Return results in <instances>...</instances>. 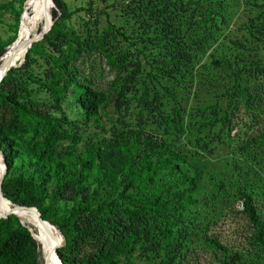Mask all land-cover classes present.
Masks as SVG:
<instances>
[{
    "label": "trees",
    "instance_id": "1",
    "mask_svg": "<svg viewBox=\"0 0 264 264\" xmlns=\"http://www.w3.org/2000/svg\"><path fill=\"white\" fill-rule=\"evenodd\" d=\"M53 2L56 8H52L53 24L50 4L47 10L50 29L41 40L31 44L24 61L11 67L0 81V153L6 164L1 184L4 198L24 208L36 206L42 219L58 227L64 244L56 253L62 264H122L118 255L122 252L124 259L133 257L142 232L141 223L148 224L154 237L139 243L145 245L143 243L149 241L143 247L146 253L153 254L149 261L180 264L183 256L177 254L176 249L167 248V243L177 240L178 235L180 241L189 235L177 223L182 221L184 214H196L195 193L201 189V181L213 180L217 194L211 195L219 197L224 191V182L229 180L230 185L238 188L242 201L240 212L249 230L246 244L264 257V210L254 201L251 185H242L244 174H238L237 166L232 164L231 169L216 167L210 152L214 147L210 141L231 133L241 109L247 117L251 115L253 124L262 126L263 132L259 137H252L251 142L257 145V141L264 138V0L121 2L119 8L130 21L129 28L133 32L129 37L127 29H116L126 49L121 46L120 53L115 54L105 36L94 39L92 45L105 54L112 68L117 69L107 89L93 88L86 77L83 83L79 81L76 68L70 64L88 41H82L73 30L66 29L65 21L71 16L66 2ZM234 3L244 7L246 19L240 21L242 38L230 39L228 49L237 52L234 57L239 61L245 52L252 49L255 54L254 50L259 47L263 50L262 56L240 72L235 69L237 64L223 58L225 64L236 70L232 84L225 86L219 96L225 99V105L219 106L215 101L213 105L197 107L198 114L190 118L193 112L182 105L174 86L181 85L186 93L192 87L196 93L202 88L200 78L204 64L200 66V60L224 34V27L234 15L230 11ZM31 7L29 3L27 11ZM21 13L16 12V20ZM45 20L46 13L43 25ZM42 30L38 26L36 33ZM33 36L34 32L30 31L29 37ZM14 39L10 38L9 42ZM76 40L74 48L71 41ZM60 43L68 47L62 49ZM139 43L141 46L136 47ZM221 45L217 44L215 49ZM131 47L136 53L134 60L129 59ZM9 49H14V42ZM8 50L0 46V66L8 58ZM147 50L151 53L150 61L146 62L148 67L140 62L149 56ZM153 51L156 53L152 54ZM34 55L47 64L52 61L51 65L59 70L50 72L49 80L40 82L51 93L56 105L64 97L62 92L72 87L80 109L79 118L67 122L66 116L59 120L49 111L32 108L31 91L25 81H33L27 69ZM209 56L213 64L222 57L212 52ZM243 75L254 81L251 88L244 84L246 81L241 83ZM16 77L17 88H8L7 83ZM22 78L24 82L20 81ZM109 102L118 116L129 112V120L135 119L140 127L149 126L151 132L126 130L124 136L114 130L101 128L99 131V108ZM166 110L169 112L165 113ZM195 118L200 124L196 136L190 135L192 125L188 123ZM76 122L84 125L88 133ZM61 124L64 128H60ZM91 126L94 129L88 130ZM209 133L210 141L206 139ZM175 134L177 139L173 138ZM37 136L40 139H35ZM184 137L187 139L182 140ZM61 138L70 141L58 148L55 144ZM251 146L246 145L244 150ZM91 184L95 185L92 196L77 199ZM66 186L73 188V204L61 221H57L55 211L51 210L57 206ZM49 189L52 195L48 194ZM193 219L192 216L191 223ZM21 220L29 225L21 223L14 214L0 218V264H39L37 227L32 220ZM207 243L222 254L218 264H234L226 246L215 238H207ZM84 249L87 251L84 256L76 261L69 260ZM42 264H46L44 259Z\"/></svg>",
    "mask_w": 264,
    "mask_h": 264
},
{
    "label": "rangeland",
    "instance_id": "2",
    "mask_svg": "<svg viewBox=\"0 0 264 264\" xmlns=\"http://www.w3.org/2000/svg\"><path fill=\"white\" fill-rule=\"evenodd\" d=\"M26 1L28 0H0V46L4 45V50L6 51L9 49L12 42H14L15 45L24 17L31 12V10L27 11V8H25V6L27 7ZM64 1L66 2L68 9L71 11L70 18L65 21L66 29L73 30L76 35L82 38V41H88V43H83L85 48L79 50L76 57L73 56L74 59H72L70 65L76 68V72L78 73L77 76H79V81L81 83L84 82L82 79L86 77L90 81L93 88L107 89L108 84L115 77L117 69L112 68L107 62L105 54L92 45L94 39H99L102 36H105L107 37V43L111 46L115 54L120 53L119 48L121 46L124 50L126 49V43L123 44L122 37L118 35L119 33H116V29H127L126 34L129 37H132L133 32L129 28L130 21L127 20L125 15H123L124 11L119 8L121 2L123 3L127 0ZM24 9H26V11H24ZM53 9L56 8L53 7ZM230 11L234 15L233 17H230L231 20L228 26L224 27V34L219 36V39L211 45L209 50L204 53L203 58L200 60V66L201 64H204V67L202 66L204 73L200 78L203 83L202 88L199 90L197 89L196 93L195 87H192L190 92L188 93L187 90L186 93L181 85L174 86L175 94L181 100L182 105L186 108V110L193 112V115L190 118H193L195 114H198L196 109L197 107L213 105L215 101L219 106H224L226 101L225 99H220L219 96L225 86L232 84V75H235L236 70L239 72L243 69L247 70L250 62L262 56L263 50L259 47L258 50H254L256 55L251 49L248 52H245V54L240 57L242 60L239 61L234 57L237 52L228 49V46L231 44L230 39H235L236 37L242 38V30H239L240 21L246 19L243 6L234 3ZM16 12L21 13L19 14L18 20H16ZM45 22L46 20L44 21V25H40L42 29L45 28ZM109 26L113 27L111 31L108 30ZM106 31H108L109 34ZM33 32L36 33V30H33ZM12 37L15 38L14 41L9 42ZM71 42L72 47L75 48L77 46V40ZM217 44H222L218 47L219 49H215ZM115 46H117L116 49H113ZM138 46H141V43L137 44L136 47ZM67 47V44L60 43V48L65 49ZM133 47H131V51L128 48L129 52H131L129 54L130 60L135 59L133 54L136 53L134 52ZM148 52L149 51L147 50L146 53L149 56H147L145 60L140 59L141 64H143L142 66L148 67L146 62L148 60L150 61L151 54ZM211 52L214 53V55H222L216 64L212 63V58L209 56ZM155 53V51L152 52V54ZM33 58L34 61L30 63V66H28L27 69V71L32 74L33 81L28 79L25 81L26 87L31 91L29 98L33 104L32 108L39 109L41 111H49L51 116H55V118L59 120L63 116H66L67 122L73 121L75 118H79L77 117V114L80 112V109L75 103L72 87H68L67 90L62 92L64 97L60 101L59 105H56L51 93H49V91L46 90L42 84H40V82L49 80L47 76L50 72L59 71L56 66L51 65L53 64L52 61L47 64L42 58L36 55H34ZM223 58H229L233 65L237 64V66H235L236 70H234V67L225 64L223 62ZM24 59L25 58L23 57L21 60H18L19 62H16V66L14 67L19 66ZM193 78H195V75ZM241 78H243L241 83L246 81L244 84L247 88H251L253 86V80L249 78L245 79L244 75ZM16 80L17 77L15 80L8 82L7 87L16 89ZM24 80V78L20 79L22 82H24ZM159 90H161V88ZM241 101L243 102L244 100L241 99ZM244 111V109H241L239 113L240 115L237 117L239 124L235 121V128L230 134H222L220 137H215L214 142H212L210 141L211 134L209 133L208 138L206 139L214 145L210 152L212 158L216 161H213L212 163H215L216 167L218 166L226 169H231V165L235 164L237 166L238 174H244V181L242 185H251L250 191L253 194L254 201L263 211L264 138H260L257 141V145L252 143L250 140L252 137H259L262 131V126L260 123L253 124L250 121L252 120L251 115L247 117V114L243 113ZM167 112H169V110L165 111V113ZM128 113L129 112L121 113L118 116L113 110L112 102L100 106L98 114L101 116V120L98 125V130H102L101 128L110 131L114 130L117 134L124 136L125 134L123 132L126 130L134 129L147 134L151 132L149 126L143 125L140 127L135 119L129 120L127 118ZM196 119L197 118H195V120ZM243 119L245 120L241 122ZM195 120L191 119L188 121L189 125H192V132H190V135L194 136L198 135L195 131L200 125L197 120V123H195ZM121 121L123 122V126L121 125ZM76 123L80 125L78 122ZM80 126L86 133H88L84 125ZM60 128H64V125L61 124ZM60 128L59 131H62ZM90 129H94V127L91 126L88 130ZM236 132L239 133V136L235 135ZM186 135L188 134L186 133ZM177 136L175 134V137L173 138L177 139ZM35 139H40V136L35 137ZM184 139L187 138L184 137L182 140ZM69 141V139L61 138L55 146L57 145L58 148L62 147L65 144H68ZM246 145L252 146L247 150H244ZM225 156H228L229 159L224 160L223 158ZM229 175L230 174H228V176ZM230 182L233 183V180L231 179ZM224 183V191L219 197H216L211 195V193L215 195L217 194V188L213 187L214 181L202 180L201 189L195 193L198 200L195 203L196 206H194L196 214H191V212L189 216L184 214L182 221L177 223L178 226L184 230V232H189V235H187V237L182 241H180V236L178 235L177 240H172L167 243V248H174L177 250V254H181V257L183 256L180 264H218L222 258V254L219 251L213 250L210 244L207 243V238H215L217 241L226 246L229 249L228 255L233 259L234 264H241L238 261H241L243 264H264V257H262L259 252L249 248L246 244L245 237L249 230L247 222L245 221L243 214L240 212L242 208V201L237 193L238 188L230 185L229 180H226ZM94 188V184L89 185L86 189L81 191V193L77 196V199L85 196L89 198L92 196ZM63 191V194L61 193L62 198H59L60 200L58 201L57 206L51 210L55 211V219L57 221H61V219L67 214L68 208L73 204V188L71 186H66L65 191ZM104 192L105 190L103 191L102 196H104ZM49 193L50 189L48 190V194ZM9 204L12 203L9 202ZM192 216L194 219L191 223ZM125 222L126 219H124V223ZM21 223L29 225V222L26 221H21ZM140 225L142 232L139 235L138 243L135 245V250L132 252L133 257L130 259H124V254L122 252L118 255L122 264H155L149 261V258L152 257L153 254L150 252L146 253L143 249L149 241L147 243H143L145 245H139L140 241L149 240L151 236L153 240L154 237L152 235V230H149L150 228H148V224L144 225L141 223L139 226ZM53 227L58 237V243L63 245L64 239L60 230L56 225H53ZM190 227L193 228L191 229ZM86 252L87 251L84 249L77 256L74 255L69 257V260L76 261L78 258L84 256ZM37 261L39 264L43 263L40 250H38Z\"/></svg>",
    "mask_w": 264,
    "mask_h": 264
},
{
    "label": "bare ground",
    "instance_id": "3",
    "mask_svg": "<svg viewBox=\"0 0 264 264\" xmlns=\"http://www.w3.org/2000/svg\"><path fill=\"white\" fill-rule=\"evenodd\" d=\"M28 3L32 4V8L30 9L31 14L25 15L24 20L20 26L18 37L13 49L14 58H10L8 56L4 64L0 66V81L2 80L4 76L3 74L6 71L7 67L16 64L18 60H21L23 58V55L27 49V44L29 43V41L32 42L33 41L32 38L34 36L41 34L43 30L48 29L49 26H51L49 23L48 11H47L48 4H50V0H28L26 5H28ZM45 13H46L45 28L41 31V33H34V36L30 38L29 37L30 31L37 30V27L43 24V18ZM2 168L3 166L0 160V174L2 172ZM3 197L4 196L2 195V193H0V214L5 213L6 211H8L13 207V204L11 207L9 202L5 200ZM17 214L20 217V219L32 220L35 223L37 227V235L40 239L39 244H40L41 256L43 257L45 263L61 264L58 261V258L56 256L57 253L55 251L56 246L61 244L58 243V237L56 231L54 230L53 225L50 222L48 223V221L44 223L40 222L37 218V214L35 213L33 207L18 208ZM35 239L38 240V238Z\"/></svg>",
    "mask_w": 264,
    "mask_h": 264
},
{
    "label": "water",
    "instance_id": "4",
    "mask_svg": "<svg viewBox=\"0 0 264 264\" xmlns=\"http://www.w3.org/2000/svg\"><path fill=\"white\" fill-rule=\"evenodd\" d=\"M50 4H51V8H50V17H51V23L53 24V22H54V19H53V17H52V8L54 7V2H53V0H50ZM25 8H26V6H25ZM24 11H26V9H24ZM49 29H50V27H49L48 29L43 30L41 34H38L37 36H34V37L32 38L33 41H32V42L29 41V43L27 44V48L30 47L31 44H32L33 42H36V41L41 40V39L43 38L44 34H45ZM11 49H12V48H11ZM26 51H27V49H26ZM8 55H9L10 58H14V57H13V56H14V50H10V49H9V50H8ZM23 57H24V55H23ZM14 66H16V65L13 64V65L8 66L7 69H6V71L4 72L3 75L5 76V75H6V72H7L11 67H14ZM0 160H1V163H2V166H3V168H2V172H1V174H0V193H2V192H1V184H2V179H3V177H4V174H5V172H6V164H5L4 158H3V156H2L1 153H0ZM3 198H4V197H3ZM4 199L7 200L6 198H4ZM7 201H8V200H7ZM8 202H10V201H8ZM22 206H24V205H16V204H13V207H12L11 209H9L8 211H6L5 213L0 214V218H6V217H8L9 215L14 214V215L17 216V217L19 218V220L21 221L20 217H19L18 214H17V210H18V208H21ZM33 208H34L35 213L37 214V218H38V220H39L40 222H42V223L47 222V221H45L44 219H42V217H41V215H40V212H39L38 208H37L36 206H33ZM48 223H49V222H48ZM29 230H30V229H29ZM59 246H60V245H57V246H56L55 251H56V249H57ZM56 256H57V258H58V261L62 264V262L60 261V258L58 257V255H56Z\"/></svg>",
    "mask_w": 264,
    "mask_h": 264
}]
</instances>
